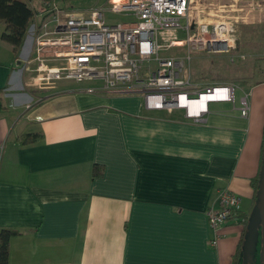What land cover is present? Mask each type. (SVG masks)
Masks as SVG:
<instances>
[{
    "label": "crops",
    "instance_id": "0c3cea01",
    "mask_svg": "<svg viewBox=\"0 0 264 264\" xmlns=\"http://www.w3.org/2000/svg\"><path fill=\"white\" fill-rule=\"evenodd\" d=\"M2 31L0 231L19 233L8 264H232L244 226L228 220L214 234L206 211L224 188L242 216L254 206L264 81H244L236 102L213 103L195 123L146 112L137 94L89 93L92 81L38 87L34 64L17 60L32 55V37L15 55Z\"/></svg>",
    "mask_w": 264,
    "mask_h": 264
},
{
    "label": "built area",
    "instance_id": "2783aa9c",
    "mask_svg": "<svg viewBox=\"0 0 264 264\" xmlns=\"http://www.w3.org/2000/svg\"><path fill=\"white\" fill-rule=\"evenodd\" d=\"M190 4V0H107L105 5L76 12L54 1L31 21L27 35L32 37V55L17 60L25 69L34 64L31 70L37 73L38 87L60 80L92 81L89 93L137 94L146 112L181 111L184 118L200 123L209 103H233L234 87L208 84L199 90L191 82L189 56L178 59L162 53L185 47L188 53L229 54L237 35L230 22L192 16ZM114 16L118 21H112ZM175 32H183L185 40L174 38ZM239 101V115L245 118V94ZM217 203V210L206 211L214 234L238 210L239 199L224 188L217 192Z\"/></svg>",
    "mask_w": 264,
    "mask_h": 264
},
{
    "label": "rangeland",
    "instance_id": "374dc122",
    "mask_svg": "<svg viewBox=\"0 0 264 264\" xmlns=\"http://www.w3.org/2000/svg\"><path fill=\"white\" fill-rule=\"evenodd\" d=\"M64 1L66 7L81 12L93 6L105 5L107 0ZM190 2L193 7L191 15H197L200 21L219 20L233 24L237 35L233 52L212 54L205 50H194L188 53V49L182 47L181 49H170L162 55H173L178 59L188 55L191 82L197 85L199 90H203L208 84L220 85V82L230 84L235 87L236 102L240 95L239 91L247 87L246 83L264 81V0H190ZM201 3L203 5L200 7ZM118 19V16H114L112 21H118ZM107 20L109 22V19ZM174 38L185 40V35L183 32H175ZM212 105L209 103V108ZM255 233L247 264H263V238L260 224Z\"/></svg>",
    "mask_w": 264,
    "mask_h": 264
},
{
    "label": "trees",
    "instance_id": "16d2710c",
    "mask_svg": "<svg viewBox=\"0 0 264 264\" xmlns=\"http://www.w3.org/2000/svg\"><path fill=\"white\" fill-rule=\"evenodd\" d=\"M54 0H0V24L3 25V31L1 38L9 42L13 46V53L19 55L22 46L24 44L26 35L28 33L29 26L32 19L37 13L46 10ZM41 135L39 133L29 134L20 138L23 145H30L39 140ZM264 142V128H263V141ZM102 168L95 165L92 170L93 178L100 177L102 175ZM260 171V170H259ZM259 173V172H258ZM260 174V173H259ZM259 174L250 180L252 185L254 197L258 190ZM254 198V200H255ZM239 219L244 226V234L240 238L239 249L236 256H233L232 264H240L241 258V247L243 244V237L246 234V228L248 225L247 217L242 216L237 211L226 218L228 220ZM19 235L15 230H1L0 231V264L9 263V242L14 236Z\"/></svg>",
    "mask_w": 264,
    "mask_h": 264
},
{
    "label": "water",
    "instance_id": "95a60500",
    "mask_svg": "<svg viewBox=\"0 0 264 264\" xmlns=\"http://www.w3.org/2000/svg\"><path fill=\"white\" fill-rule=\"evenodd\" d=\"M259 173V187L256 193V198L254 200V206L252 207V210L250 211L247 218L248 225L245 232L246 234L243 237V244L241 247V264H247L248 258H250V246H252L251 242L256 234L255 232L258 224L261 225L262 229V257L264 264V142Z\"/></svg>",
    "mask_w": 264,
    "mask_h": 264
},
{
    "label": "bare ground",
    "instance_id": "6f19581e",
    "mask_svg": "<svg viewBox=\"0 0 264 264\" xmlns=\"http://www.w3.org/2000/svg\"><path fill=\"white\" fill-rule=\"evenodd\" d=\"M205 97H206V96H203V97L199 100L198 105L203 106V104H204L203 101H204Z\"/></svg>",
    "mask_w": 264,
    "mask_h": 264
}]
</instances>
